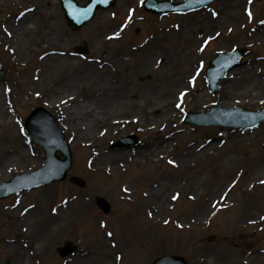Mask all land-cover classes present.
I'll return each mask as SVG.
<instances>
[{
    "label": "rangeland",
    "instance_id": "rangeland-1",
    "mask_svg": "<svg viewBox=\"0 0 264 264\" xmlns=\"http://www.w3.org/2000/svg\"><path fill=\"white\" fill-rule=\"evenodd\" d=\"M144 1L114 0L111 8L96 11L91 21L72 31L59 0L48 5L45 0H0V108L3 114L11 111L0 117L6 123L0 121V181L42 166L44 152L24 129L38 107L55 117L68 143L72 164L67 176L84 182L79 187L63 180L0 199V264H15L24 244L29 247L23 264H151L162 256H178L187 264H264V123L241 130L184 123L189 112L205 113L220 104L264 109V38L257 36L264 23V0H219L192 12L165 15L145 10ZM25 9L31 12L21 27L22 58L15 61L4 52L2 27L8 20H20ZM48 11V37L60 42L41 48ZM219 16L223 23L206 26ZM254 35L258 38L252 39ZM82 45L88 48L84 57L70 54ZM152 47L155 53L142 66ZM236 47L247 52L238 67L247 65L256 85L228 98L223 90L231 82L228 72L211 93L204 77L208 62L217 52ZM52 49L64 56L40 63V56L51 55ZM119 58L128 64L123 71L119 66L116 76L120 73L124 81L128 74L130 82L148 93L146 111L140 99L122 95L128 86H115L108 90L114 95L108 106L116 116L111 118L136 116L138 122L107 121L92 146L75 144L55 108L47 105V95L77 74L90 75L93 61L97 69ZM37 71L44 74L40 82ZM86 85L97 89L95 83ZM82 86L74 83L68 90L83 94ZM128 135L138 143L114 147ZM108 149L119 152L115 160ZM139 149L143 156L136 154ZM97 196L109 204L106 214L95 205ZM208 205L211 209L200 214V207ZM66 244L75 247L74 254L58 252Z\"/></svg>",
    "mask_w": 264,
    "mask_h": 264
},
{
    "label": "bare ground",
    "instance_id": "bare-ground-1",
    "mask_svg": "<svg viewBox=\"0 0 264 264\" xmlns=\"http://www.w3.org/2000/svg\"><path fill=\"white\" fill-rule=\"evenodd\" d=\"M45 1L48 5L47 0H45ZM36 6H37V3L35 4V6H33V8L36 9ZM50 15H51V13H49V11H48V13H46V15H43L45 17V21H43L42 26H44V25L46 26V32L44 31L43 38L46 37L47 39L45 40V38H44L45 42L43 41L39 45V46H41V48L42 47H45V48L49 47V45H55L56 46V45H59L58 42H60V40L56 36L53 39H52V37L51 38L48 37L51 34L50 29L48 30V22H47L48 18H50ZM27 17H28V14L26 13L25 15H23L21 17L20 20H17V21H15L13 19L8 20L7 23L3 27V31L5 33V35H4L5 40L3 43L4 52L8 51L9 53H11L10 57L15 61H18L22 58V56H19V48H20L19 44L21 43L19 41V39H20V34H23V35L25 34L22 32L23 30L21 27L27 21ZM13 21H15V25H14ZM223 22H224V18L219 16L218 18L215 19L214 22H212L211 20H208L207 22H205V24H206V26H210V25H214V23L219 25L220 23H223ZM63 26H64V24H63ZM210 27H209V29H210ZM41 29H43V28H41ZM260 29H261V31L260 32L258 31L257 36L259 38H262V37L264 38V23L260 26ZM26 33H28V31ZM257 36L254 35L252 37V39L258 38ZM111 38H114V37H111ZM252 44H253V42H252ZM63 45H64V43H62V46ZM41 48L36 50V52H39ZM154 48L155 47L150 48L148 53H146V57L143 59V61L141 63L142 66L148 61V58L151 56V54L155 53ZM49 54H51V55L40 56V58L42 59V60L39 59L40 63L42 61H46V60H44L45 58L49 59V60H55L56 61V59L62 58V56H64L63 52H60V51H57L54 49H52L49 52ZM29 61H30V58L23 60V62H26V64ZM97 62L99 63L98 60H97ZM166 62H167V59H166ZM93 63H94L93 65L89 66V68H91V69H89L90 75L87 74L88 72L82 73V74H77V76H75V79L73 78L72 80L70 79L69 82L67 81V82H63V83L59 84V87L55 88L54 90H51L50 95L49 96L47 95V97H48L47 98V100H48L47 105L50 108H55L56 114L59 116L62 123L64 124L65 131H68L72 135L73 142L75 144L86 146V147L92 146V144L94 143V140L96 139V134L102 135L104 133L103 126L107 121H110L111 123H114V124L116 122H120V123H128V122L137 123L138 122V117H136V116H133V118H131L130 120H123L122 118H119V119L111 118L113 114H114L113 116H116V115H115L114 111H112L108 106L112 100V97L114 96L112 93L108 92L109 89H113V87L117 86V88L119 87L122 90L126 86H128V88L126 90H123L125 92L122 95H126L128 93L127 95L129 97H132L135 100L134 102H138V100L140 99L141 103H145V104L140 105L141 106L140 108H142L143 111L148 106V100H147L148 98L146 99L148 93L146 94L144 92H141L139 87H136V85H134L133 82H130L128 74L124 75L125 76L124 81H121L120 73L118 74V76H116L117 75L116 71H117V68L119 66H120L122 71L124 68H127L128 63L124 62L122 58L117 59L115 62L109 61V62L104 63V65H101V66L99 65V67L97 69L95 68V67H97V64L94 61H93ZM246 67H247V65L243 64L239 67L238 66L234 67L232 70L229 71L228 78H229V80H231V82H228V84L223 89L224 91L227 92L228 98H231L232 95H235L234 92L236 94L239 92V95H242L244 93L245 87H248L252 84L256 85V83H255L256 82V75L253 74L254 72L252 70L246 71L245 70ZM44 68L46 69V67H44ZM251 68H252V65H249V69H251ZM36 69H38V67H36ZM41 71H39V73L37 71V73L40 76L39 80L37 79L38 82L42 81V75H44L43 73H41ZM36 78H38V77H36ZM92 78L94 80H92ZM113 79H114V81L109 83ZM90 82H92V84L95 83V85H97V89H95V90L91 89L90 85L84 86L85 84H89ZM175 82L180 84L179 79ZM74 83L78 86L83 85L82 86L83 88L81 89L83 91V94L77 93L78 92L77 90H73V89L68 90L70 87H72L74 85ZM182 83L183 82H181V84ZM99 88L103 89V90L99 94H96L99 91ZM227 89H229L230 91L228 92ZM5 91H7V93H11L13 96H16L15 92H13L12 90H9L8 88H5ZM91 91H92V93H90ZM115 97H117V96L115 95ZM143 100H144V102H143ZM2 102L4 103V106H7L8 100L4 98V95H3V101ZM225 103H227V102H225ZM99 104H102L104 106L97 108V106ZM221 106L225 107L223 104ZM7 113H11V111L8 108L5 110L4 114L0 108V117H2V115H5ZM12 119L13 118L10 119V123L13 121ZM0 121H1L2 126H6V123L4 121H2L1 118H0ZM96 128H98V130H99L97 133H95ZM200 146H203V145H200ZM94 149H96V148H94ZM98 150H99V152L101 151L102 153L105 152L103 149H101V147ZM108 150L109 151H106L108 153V156L110 158H112L113 160H115L114 158L117 155H119L118 154L119 152H117V150H110V149H108ZM136 154L143 156L144 150L139 149ZM2 157H4L3 159H9L10 158V156H2ZM134 157H136V156H134ZM94 161H95V158H92L90 160L91 166L94 164ZM210 202H211V200H210ZM159 204H162V203H159ZM209 205L200 207V209H199L200 214H204L207 211H209L211 209ZM156 207L158 208V207H160V205H157ZM23 220H25V219H23ZM23 246H24V248H23V250L20 251L19 259L17 257V259L14 262L15 264H17L18 261H20L21 264H23V261L27 258L25 250L29 246H26V244H24ZM29 254L33 255L34 251L31 252V250H30ZM30 257L33 258V256H30Z\"/></svg>",
    "mask_w": 264,
    "mask_h": 264
},
{
    "label": "water",
    "instance_id": "water-1",
    "mask_svg": "<svg viewBox=\"0 0 264 264\" xmlns=\"http://www.w3.org/2000/svg\"><path fill=\"white\" fill-rule=\"evenodd\" d=\"M190 2V6H199L206 4L207 2L211 0H188ZM162 3V2H161ZM67 11L71 17L72 24H75L76 26H79L80 21L76 19V16H80L82 13H86V15H89L91 13V6L86 8H79L76 7L75 4H70L67 2ZM65 5V2H64ZM82 22V21H81ZM81 50H86L85 48ZM213 109L212 111H214ZM211 111V112H212ZM235 112H238L239 116H249L250 118L245 120H241V118L236 117L235 119H228L226 122L225 120L216 122V124H233V125H255L260 121L264 120V111L260 113H246L243 110H233ZM39 112V110L34 111L30 117L27 119V129L29 131V134L31 135L32 139L41 145L46 153V159L44 167L41 170H38L37 172L31 173L30 177L25 180L21 181L20 178L16 179L15 181H12L10 183L11 186H14L13 188H2L6 186L5 184L9 185V183H0V198L7 196L13 192H16L20 190L21 188L28 187V186H34L41 183H48L55 180H62L66 176V171L70 167L71 164V155L68 149V146L66 145V142L60 133V130L56 125H54V128H50L46 125H44L43 118L41 116H36L33 120L32 118L34 115H36ZM32 120V121H31ZM56 151H59L63 156L64 160H60L59 157L56 155ZM71 181L77 182L80 185L83 184V182L71 178ZM11 189H13L11 191ZM96 202L104 209L108 210V206L106 203L101 199L97 198ZM66 250V249H65ZM59 251H62V249ZM180 264H186L182 259H179ZM173 261V260H172ZM168 257H162L160 259H157L153 262V264H173Z\"/></svg>",
    "mask_w": 264,
    "mask_h": 264
},
{
    "label": "snow or ice",
    "instance_id": "snow-or-ice-1",
    "mask_svg": "<svg viewBox=\"0 0 264 264\" xmlns=\"http://www.w3.org/2000/svg\"><path fill=\"white\" fill-rule=\"evenodd\" d=\"M110 39H111V37H110ZM181 95H183V93H181ZM176 107H177V108H179V107H180V105H179V104H177V105H176ZM169 163H173V161H169ZM261 183H264V181H261ZM175 198H176V197H173V199H175Z\"/></svg>",
    "mask_w": 264,
    "mask_h": 264
}]
</instances>
